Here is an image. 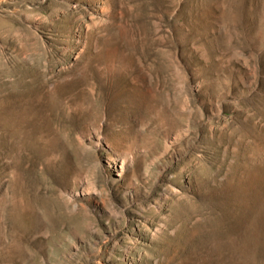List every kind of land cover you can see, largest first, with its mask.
<instances>
[{"label": "rangeland", "instance_id": "1", "mask_svg": "<svg viewBox=\"0 0 264 264\" xmlns=\"http://www.w3.org/2000/svg\"><path fill=\"white\" fill-rule=\"evenodd\" d=\"M0 264H264V0H0Z\"/></svg>", "mask_w": 264, "mask_h": 264}]
</instances>
